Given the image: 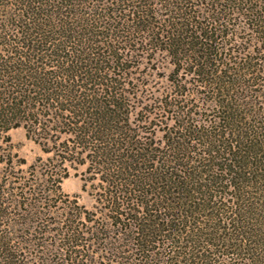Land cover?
<instances>
[{"label":"trees","instance_id":"16d2710c","mask_svg":"<svg viewBox=\"0 0 264 264\" xmlns=\"http://www.w3.org/2000/svg\"><path fill=\"white\" fill-rule=\"evenodd\" d=\"M18 127L49 157L0 163V264H264V0H0Z\"/></svg>","mask_w":264,"mask_h":264},{"label":"rangeland","instance_id":"374dc122","mask_svg":"<svg viewBox=\"0 0 264 264\" xmlns=\"http://www.w3.org/2000/svg\"><path fill=\"white\" fill-rule=\"evenodd\" d=\"M140 69L145 75H147L145 78V83L148 84L146 90L151 93L150 95L155 94L157 96L159 93L172 88L167 81L171 65L168 64V59L165 57H160L159 63L157 64L154 62H146ZM162 127H164V125ZM162 127L158 129L162 130ZM145 129L153 132L149 126H145ZM6 137L10 138L9 142L2 141L3 139H6ZM3 139L0 138V157H4L7 160L0 163H15L16 167L22 169H27L29 165L35 163H47L45 159L48 158L49 155L43 152L39 144L26 137V131L23 127L10 130L7 136L4 135ZM10 158L12 160H8ZM41 158L44 161H40L39 159ZM21 163L26 164L21 165ZM65 166L67 167L69 174L68 177L63 180V191L69 195H76L81 205H84L89 209L92 208L94 199L90 193L92 191L91 183L93 180H89L90 174L86 173L87 165L65 163ZM86 182L87 191H84L83 185Z\"/></svg>","mask_w":264,"mask_h":264}]
</instances>
